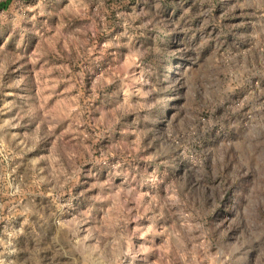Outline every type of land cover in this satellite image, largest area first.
I'll list each match as a JSON object with an SVG mask.
<instances>
[{"label": "rangeland", "instance_id": "374dc122", "mask_svg": "<svg viewBox=\"0 0 264 264\" xmlns=\"http://www.w3.org/2000/svg\"><path fill=\"white\" fill-rule=\"evenodd\" d=\"M0 264H264V0H0Z\"/></svg>", "mask_w": 264, "mask_h": 264}]
</instances>
